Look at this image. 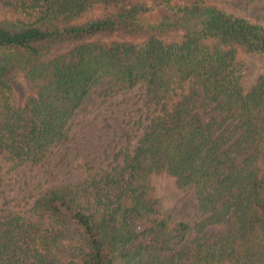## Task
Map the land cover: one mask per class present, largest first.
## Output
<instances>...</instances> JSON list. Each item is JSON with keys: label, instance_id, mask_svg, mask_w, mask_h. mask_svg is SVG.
<instances>
[{"label": "trees", "instance_id": "1", "mask_svg": "<svg viewBox=\"0 0 264 264\" xmlns=\"http://www.w3.org/2000/svg\"><path fill=\"white\" fill-rule=\"evenodd\" d=\"M152 1L0 0L8 163H43L97 90L142 87L153 112L120 164L0 211V264H264V25L219 0ZM243 55L262 71L247 92ZM151 175L190 191L201 219L154 217Z\"/></svg>", "mask_w": 264, "mask_h": 264}, {"label": "rangeland", "instance_id": "2", "mask_svg": "<svg viewBox=\"0 0 264 264\" xmlns=\"http://www.w3.org/2000/svg\"><path fill=\"white\" fill-rule=\"evenodd\" d=\"M156 4V1H152ZM224 5L248 19L264 25V7L260 2L247 0L212 1ZM99 43L105 41L98 40ZM245 64L241 84L245 92L254 85L262 72L258 59L240 56ZM180 91L174 92L170 106L178 100ZM153 112L146 107L145 92L137 87L129 92H117L109 99L93 92L76 116L70 140L54 147L46 160L38 165L14 166L0 156V211H22L29 208L37 195L63 182H77L87 173L106 169L123 160V152L133 154L144 127ZM151 198L158 202V218L169 217L170 222L195 223L201 219L197 204L190 191H179L167 176L151 175ZM148 223L140 221L138 228ZM216 237L223 232L222 226H209L205 230ZM68 258L63 257L65 263Z\"/></svg>", "mask_w": 264, "mask_h": 264}]
</instances>
